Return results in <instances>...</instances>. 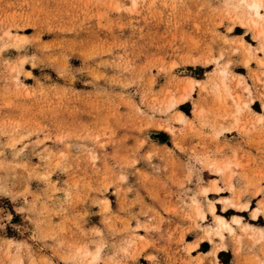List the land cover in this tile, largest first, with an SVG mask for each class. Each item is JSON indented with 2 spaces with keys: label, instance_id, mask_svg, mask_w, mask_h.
Instances as JSON below:
<instances>
[{
  "label": "rangeland",
  "instance_id": "374dc122",
  "mask_svg": "<svg viewBox=\"0 0 264 264\" xmlns=\"http://www.w3.org/2000/svg\"><path fill=\"white\" fill-rule=\"evenodd\" d=\"M238 3L0 0V264H264V37Z\"/></svg>",
  "mask_w": 264,
  "mask_h": 264
},
{
  "label": "bare ground",
  "instance_id": "6f19581e",
  "mask_svg": "<svg viewBox=\"0 0 264 264\" xmlns=\"http://www.w3.org/2000/svg\"><path fill=\"white\" fill-rule=\"evenodd\" d=\"M238 2H239L238 4H240L242 9L244 10L243 12H245L246 15L248 16V21H249L248 23H250L256 29V31H258V34L261 36V38L264 37V0H238ZM239 10H241V9H239ZM244 20H245V18H244ZM224 72L225 71H223V73ZM193 82H195V81H193V80L189 81V87L191 89L193 88ZM230 90L231 89L227 85H224L225 93L227 95L234 97L233 94L230 93ZM185 101H186V96H182L176 102H172V105L183 103ZM263 107H264V105H263ZM258 117H259V115H258ZM184 118H185V114L183 112H180L179 119H184ZM219 166H221V165H219ZM215 189L219 190V188H217V187H215ZM208 190H209L208 187H206V186L203 187V192L207 193ZM210 191H209V193H210ZM241 208H242L241 210L249 209V203L242 205ZM216 210H217V205L212 201L209 205V211L211 214L215 215V218H216L215 220L218 224V228L227 229L228 231L232 232L234 230V227L232 226L233 224H231L223 215L217 214ZM261 210L262 209H260V208H255L252 212L253 217L257 218L260 215ZM197 212L203 219L206 218V212L202 209V207L200 205H198V207H197ZM241 219L242 218L240 216H235L233 218V221L236 222L237 224H239V223H241ZM246 225H247V223H246ZM219 234L221 236H223L222 233H219ZM194 247L195 246H191L190 250H192ZM214 252L215 251H213V253Z\"/></svg>",
  "mask_w": 264,
  "mask_h": 264
},
{
  "label": "crops",
  "instance_id": "0c3cea01",
  "mask_svg": "<svg viewBox=\"0 0 264 264\" xmlns=\"http://www.w3.org/2000/svg\"><path fill=\"white\" fill-rule=\"evenodd\" d=\"M259 198V197H258ZM257 198V199H258ZM253 202L254 203H256V199H255V197H253L252 199H251V204H253ZM219 209H221V205L219 204ZM255 209V208H254ZM254 209H252V212H253V210ZM246 210H251L250 208L249 209H246ZM247 213V215H244V217H245V219H247V217H249L250 218V220H252V218H251V216H250V214H249V212H246ZM259 217V216H258ZM257 217V218H258ZM256 219V218H255ZM260 220H262L263 222H260ZM252 221H254V222H256V224H259V225H264V217L262 216V218H259V219H257V220H252ZM257 222H259V223H257ZM199 247H201V245L199 246ZM226 251H228V250H226Z\"/></svg>",
  "mask_w": 264,
  "mask_h": 264
}]
</instances>
